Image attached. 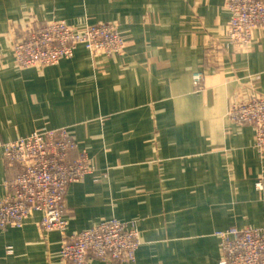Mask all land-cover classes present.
I'll return each instance as SVG.
<instances>
[{"label":"crops","instance_id":"obj_1","mask_svg":"<svg viewBox=\"0 0 264 264\" xmlns=\"http://www.w3.org/2000/svg\"><path fill=\"white\" fill-rule=\"evenodd\" d=\"M53 21L112 24L123 49L105 57L78 43L69 59L20 67L12 42ZM227 26L224 0H0V142L66 127V162L86 148L92 168L63 195L66 235L31 214L0 229V264H65L63 239L113 217L137 229L133 264H217V231L264 224V153L229 112L264 95V26L248 48ZM20 170L0 149V202Z\"/></svg>","mask_w":264,"mask_h":264},{"label":"built area","instance_id":"obj_2","mask_svg":"<svg viewBox=\"0 0 264 264\" xmlns=\"http://www.w3.org/2000/svg\"><path fill=\"white\" fill-rule=\"evenodd\" d=\"M224 8L228 12L229 40L236 47L248 48L253 30L264 26V0H224ZM78 43L105 57L121 53L124 46L112 24L96 23L78 31L65 21H53L26 25L12 42L11 53L20 67L50 65L71 58ZM194 78L201 89L200 73ZM229 112L234 122L252 125L253 145L264 153V95L234 101ZM74 147L76 143L66 127L34 129L28 135L0 142L3 159L21 165L20 172L6 182L9 190L0 202V229L20 228L29 215L41 213L44 231L57 230L66 235L63 195L69 184L92 170L86 148L66 162L67 152ZM255 186L261 189V181ZM216 235L220 241L217 264H264V224L242 228L229 225ZM138 245L137 229L113 217L71 233L69 240L61 242L60 255L65 264H84L88 255L133 264Z\"/></svg>","mask_w":264,"mask_h":264}]
</instances>
